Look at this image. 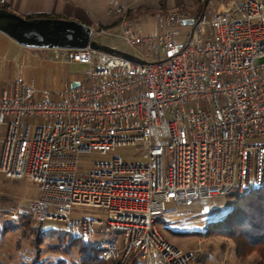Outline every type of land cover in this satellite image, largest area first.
I'll return each instance as SVG.
<instances>
[{"label":"built area","instance_id":"obj_1","mask_svg":"<svg viewBox=\"0 0 264 264\" xmlns=\"http://www.w3.org/2000/svg\"><path fill=\"white\" fill-rule=\"evenodd\" d=\"M133 10L117 7V21L145 63L90 46L54 49L87 66L78 86L56 93L16 80L3 90L0 176L37 183V219L64 221L74 239L91 240L97 225L121 232L95 245L107 261L194 264L198 252L157 226L168 205L264 187V0L198 17L158 12L155 34L136 27ZM122 145L136 146L142 161L118 156L81 174V154ZM76 205L105 209L107 219L74 218Z\"/></svg>","mask_w":264,"mask_h":264},{"label":"rangeland","instance_id":"obj_2","mask_svg":"<svg viewBox=\"0 0 264 264\" xmlns=\"http://www.w3.org/2000/svg\"><path fill=\"white\" fill-rule=\"evenodd\" d=\"M168 1L170 6L176 4L175 0ZM211 1L222 8L230 0ZM211 1L207 6V12L212 9ZM67 2L82 6L92 21L95 40L133 55L141 53L142 48L132 47L123 36V29L116 15L117 7L121 6L118 0H67ZM132 17L136 27L144 34H155L157 31L154 17L149 12H144L140 18L135 19L134 14ZM113 21L114 23H111ZM101 28L107 30L108 33L99 32ZM178 28L186 30L189 26L178 25ZM86 68V65L68 64L65 66V72L83 74ZM5 126V124H0V138L5 136ZM257 141H264V136L258 137ZM118 156L127 162L142 161L136 146L122 145L105 154L99 151L81 154L79 170L81 174L96 170L97 163H110L114 157ZM39 194L40 186L35 182L0 176V264H59L60 261H64L63 264H74L79 260L80 255L76 250L67 254L52 251L53 246L60 245L63 248L74 238L69 234L64 221L55 218L37 219L34 202ZM234 203L235 199L232 195H219L210 199L198 200L191 206L169 204L170 210L161 215L156 223L163 236L172 244L184 251L198 252L194 264H257L259 258L256 255L247 259L238 258L235 243L231 239L202 233L209 228L212 222L224 218L233 208ZM48 212L53 215L57 214L53 208H50ZM71 215L74 218L88 216L103 221L107 219L105 209L82 205L74 206ZM95 233L96 235L91 240L85 242L98 245L113 238L116 234L122 236V233L117 231L105 232L102 225L95 226ZM37 234L45 237L41 245V262L34 260L35 253L30 244L31 238L37 237Z\"/></svg>","mask_w":264,"mask_h":264},{"label":"crops","instance_id":"obj_3","mask_svg":"<svg viewBox=\"0 0 264 264\" xmlns=\"http://www.w3.org/2000/svg\"><path fill=\"white\" fill-rule=\"evenodd\" d=\"M118 1L120 2L119 5L132 3L134 6L132 14L136 16V19L140 18L144 12H149L154 17V14L158 12L181 9L185 6L190 7L198 0H175L176 4L173 6L169 5L168 0ZM232 1L230 0L227 5L223 4L224 7L222 8L211 1V12L226 8ZM0 3H7L10 10L25 17L33 14H47L76 19L89 25L92 22L82 6L69 4L67 0H0ZM189 15L192 16L191 13ZM68 64L83 65L73 62ZM68 64L55 57L54 49L24 46L0 30V95L5 88L16 80L33 82L39 87H46L59 93L68 85H72V82L81 81L82 74L65 72V66ZM5 125L4 138L8 130L7 124ZM4 138H0V152L1 140Z\"/></svg>","mask_w":264,"mask_h":264},{"label":"trees","instance_id":"obj_4","mask_svg":"<svg viewBox=\"0 0 264 264\" xmlns=\"http://www.w3.org/2000/svg\"><path fill=\"white\" fill-rule=\"evenodd\" d=\"M205 0H198L194 5L181 10L191 13L192 17H198L204 8ZM0 8L9 9L7 3H0ZM34 17H60L47 14H33ZM235 199L233 208L227 215L212 222L209 228L202 233L208 235H219L231 239L236 246V254L240 259H247L252 255L259 258L257 264H264V187L253 189L245 193L231 194ZM31 238L30 244L35 253L34 260L40 261L43 244L42 235ZM76 250L80 255L74 264H121L119 261H107L100 257L97 247L80 239H74L65 247L53 246L52 251L65 254ZM41 262V261H40ZM60 261L59 264H63Z\"/></svg>","mask_w":264,"mask_h":264},{"label":"water","instance_id":"obj_5","mask_svg":"<svg viewBox=\"0 0 264 264\" xmlns=\"http://www.w3.org/2000/svg\"><path fill=\"white\" fill-rule=\"evenodd\" d=\"M210 0H205L203 12ZM183 24L195 25L194 18L184 19ZM0 30L24 46L49 49H79L88 46L108 53L123 55L141 63L146 61L133 54L102 44L93 38L91 25L70 18L34 17L28 18L7 8H0ZM192 36V34H191ZM79 82H72L76 87Z\"/></svg>","mask_w":264,"mask_h":264}]
</instances>
